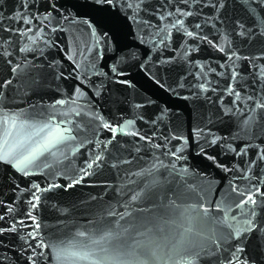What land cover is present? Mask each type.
I'll use <instances>...</instances> for the list:
<instances>
[{"label":"water","instance_id":"obj_1","mask_svg":"<svg viewBox=\"0 0 264 264\" xmlns=\"http://www.w3.org/2000/svg\"><path fill=\"white\" fill-rule=\"evenodd\" d=\"M0 264H264V0H0Z\"/></svg>","mask_w":264,"mask_h":264},{"label":"snow or ice","instance_id":"obj_2","mask_svg":"<svg viewBox=\"0 0 264 264\" xmlns=\"http://www.w3.org/2000/svg\"><path fill=\"white\" fill-rule=\"evenodd\" d=\"M58 135H59V137L62 138L64 134L61 132V133H59ZM26 159H27V158H26ZM80 258H81V259H87V257H80Z\"/></svg>","mask_w":264,"mask_h":264}]
</instances>
